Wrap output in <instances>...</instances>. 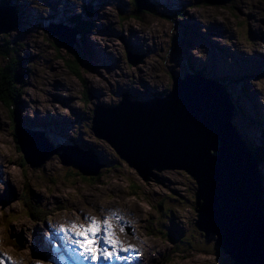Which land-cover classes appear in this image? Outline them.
<instances>
[{"label":"rangeland","instance_id":"374dc122","mask_svg":"<svg viewBox=\"0 0 264 264\" xmlns=\"http://www.w3.org/2000/svg\"><path fill=\"white\" fill-rule=\"evenodd\" d=\"M22 1L25 11L29 14V16H24V19H29L31 23L36 25L40 18H50V15L57 16L55 13H63L66 18L70 15L83 13L80 8L76 9V7H81L84 0H52L58 5L56 10L52 6L46 7L48 3L44 2L42 5L40 0ZM132 2L133 0H97V3L93 1L96 8H93L89 3L86 8L98 12L91 11L90 13V17L95 22L90 30L87 26L85 35H83L86 37L82 43L78 42L81 39L78 35L77 38L75 37L77 40L72 45V51L55 40L54 37L44 33L42 28L36 30L34 27L22 24L17 25L8 34L6 32L0 33L4 44L6 41H9L11 45L17 44V48L20 50L18 57L21 60L27 55L30 56L28 59L31 60L28 61L27 59L23 65L19 66V70H23L24 65H26L23 80L26 85L24 99L30 100L29 95L33 99L30 102H19L15 111L13 110L14 118L17 115L20 123L22 119L24 120L26 111L32 110L36 117L35 120L40 119L38 121L40 125L36 126L46 130L47 126L44 123H47L51 126L48 128L49 133L53 136L51 138L57 137V140L44 139L28 131L39 138L38 140L43 141L41 146L38 145L31 152L32 154L29 153L31 156L38 155L33 161L41 165L31 166L27 164L28 167L23 168L22 166L21 169L19 164L25 165L27 161L23 163V157L20 156L23 153L19 151L22 149L19 142L17 143L18 138L15 141V124L10 112L11 99L4 97V100H0V122L5 120L4 125H0V162L8 170V172L6 170V174L10 173L16 179L23 180L22 185L24 187L25 184L29 185L25 195L26 203H23L22 199L17 201V198H14L19 193L8 183L1 186L0 235L3 248L26 262H31L36 255L31 247L14 246L15 240H20L23 244L27 242V239L29 240L28 230H33V235H36V222H29L30 219L38 222L40 232L43 227V223L39 220L42 214L32 217L29 214V209H35V213H50L49 219L64 221L69 218L83 219L86 215L93 213H98L100 218V213L104 212L106 208L112 207L125 212L128 217L136 222L137 229L132 230L128 236L136 240L144 252L147 247L146 243H148L147 254L156 263L160 262L164 254L159 252L152 241L158 243L160 248L165 249V255L168 259L164 261V264H216V259L212 253L214 251L213 243L208 242L214 240L217 243L218 234L216 232L209 231L207 233L206 230H201V233L197 229V238L200 242L192 244V246H181L175 241L177 232H183L188 228L189 233L194 229V214L196 216L197 213L192 205L193 195H196V184H194V179L184 170H158L154 167L155 169H152L153 174L149 176L148 180H145L139 176L134 168L122 162L117 167L111 166L110 173L103 176V166L94 167V161H92L90 166L87 165L88 163H85L84 166L93 172L98 170L100 177L97 175L82 177L77 169L63 165L61 161H74L77 154L81 155L80 150L83 146L92 145L98 156L104 160L105 166L109 165L107 149L109 147L111 151L112 146L106 139L95 134L92 130L93 122L89 124V128L91 125L90 131L86 128V124L91 119L90 103L93 101V104H96L98 99L102 103H107L112 97L117 100L126 92L120 91L124 88L129 92V95L131 91L136 94L158 92V95H164L168 91L166 80L169 73H179L183 69V64L176 52L182 48V43L176 41L177 49L175 51H171L170 48L174 42V37H181L191 50H196V52L189 51V53L191 58L197 62L205 59L200 54L205 49V45H211L217 41L216 45H220V42L226 43L230 50L240 53L241 56H244L243 50L248 51L257 70L264 72V53H262L264 52V32L261 30L262 20H264V0H226L216 5L213 4L215 7L208 6L210 4L202 0H187L184 3V10L181 9L179 14L170 11L171 15L163 16L161 13L166 12V7L162 4L159 7L155 6V13L137 12L143 0H137V3L131 7ZM177 2L179 5V1ZM187 4L192 6V11L186 10ZM125 5L128 7L126 11L137 12L135 18L126 17ZM20 11L24 13V9H20ZM119 12L121 16H119ZM2 15L4 14L2 13ZM198 16L203 18L205 33L200 27L201 23ZM141 17L145 24L142 22L139 25V19L136 18ZM228 25L238 27L235 36H242L246 41L249 39L253 41L245 44L242 41L234 40L231 36L232 32L228 30ZM139 31L142 32V35ZM81 46L84 47L83 61L79 66H75V53L80 52ZM124 47H127L129 52L132 50L140 52L143 58L138 59L137 63H131L125 59L126 65L134 66L130 68L121 66L123 55L120 54L119 49L123 51ZM222 48L220 47V49ZM160 52L161 54L158 56ZM213 58L218 65V56L214 55ZM12 61L11 54L4 58L0 57V68H5ZM209 62H213L212 59H209ZM191 66L196 67L194 64ZM77 72L79 74H76ZM254 72L257 73V71ZM4 77L5 81H8V74L5 73ZM148 77L159 79L158 84H161V87L149 83ZM250 79L254 80V76ZM170 80L172 81V75ZM251 80H249V85L252 88L254 86L258 88V85L261 84L264 87V74L261 75L257 84H252ZM87 91L91 92V96L84 104V100L81 101L82 97L80 99L79 94L84 95ZM101 93L103 94L100 98ZM235 93L234 99L238 98L239 100L243 95L242 90H235ZM261 94L264 95V92L262 91ZM249 95L251 96L250 105L246 106L247 101L242 97L243 107L241 111L248 108L251 112L242 111L244 113V120L242 121V117H240L242 112L236 113L234 111V122L243 123V126L240 125V132L245 143L250 144L248 152L252 153L250 148L255 141L258 144L255 143L254 145L259 146L261 155H264V145H259L264 142L262 140L264 137L260 138L261 135L264 136V127L260 126L259 123H253L254 120L251 118L264 107L260 102V105L258 104L256 92L253 93L250 90ZM126 96L128 97V95ZM60 98L62 100H59ZM77 102L81 107L72 108L71 106L77 105ZM239 105L241 106L240 102ZM235 107L238 108L237 103ZM261 113L263 112L261 111ZM27 115L29 116L28 121L31 122L32 113L28 112ZM245 120L248 123H245ZM73 127L77 128L75 132ZM63 128L66 130L64 131ZM233 129L238 130V125ZM60 130L63 134L61 137H59ZM245 137L246 140H249L248 142H246ZM35 139L24 137V146ZM53 146L59 148L60 155L52 152L45 161H42L40 156L51 148L54 149ZM252 155L255 156L253 153ZM16 156L18 159L20 158V163L7 162L9 157L15 161L13 158ZM259 163H261L260 170L262 169L263 173L259 176L258 182L264 189L262 177L264 175V158ZM113 164L115 163L113 162ZM44 171L48 175H53L54 180L49 178ZM25 178L29 182L25 181ZM47 182L51 184L49 186H53L48 191L46 189L48 187ZM133 188L135 189L133 190ZM46 191L54 195L56 199L53 198L52 203L47 202L42 205L38 202V198L47 193ZM135 191L136 193H134ZM66 196L68 200H61ZM112 196L118 197L119 201H115ZM98 197L101 198L100 201ZM121 198L125 200L121 202ZM84 199L93 200V207L83 202ZM161 201H163V206H160ZM70 203H76L75 207L71 206ZM166 207L173 210L169 219L165 215ZM175 213L186 218V223H177L176 220L171 223ZM215 215L219 216L216 213ZM160 221H167L168 223L163 225V230L159 233ZM21 222H23V229L19 227ZM166 229L169 230L173 242L167 237ZM206 236H208L206 241H202ZM171 245L175 248H169ZM37 247L40 251H49L52 254L50 250L39 243H37ZM67 247L70 248L68 245Z\"/></svg>","mask_w":264,"mask_h":264},{"label":"water","instance_id":"95a60500","mask_svg":"<svg viewBox=\"0 0 264 264\" xmlns=\"http://www.w3.org/2000/svg\"><path fill=\"white\" fill-rule=\"evenodd\" d=\"M143 4L146 8V2ZM9 9V6L0 8V16L2 13L10 16L7 21L0 20V33L12 29L9 22L14 19L13 10ZM74 40L66 34L59 35V41L69 50H72ZM107 112L104 108L96 110L92 129L98 137L111 143L145 179L154 167L162 170V162L168 168L181 165L197 178L199 184L205 177L206 184L199 186L196 195L200 207L198 225L207 232L218 234L217 243L225 247L226 253L234 260L232 264H264L259 175L249 155L246 156L251 161L244 166L239 154L243 151L235 139L237 134L230 138L233 107L222 86L218 89L187 77L176 81L172 94L163 101L132 103L124 99L115 110ZM110 119H118L124 134L112 131L108 126ZM22 149L25 155L35 150L28 145H22ZM212 150H217L225 161L215 172L220 173L222 169V180L212 177L213 173L206 171V165L193 171L188 167L190 160L198 157L195 156L199 155L198 151L201 154L208 151L213 158L211 164H214ZM226 158L234 161L238 168L236 172H232ZM216 161L220 162L218 158ZM63 164L73 165L85 174L92 173L74 161L63 160ZM202 200L204 202L200 203ZM228 242L233 247L227 246Z\"/></svg>","mask_w":264,"mask_h":264},{"label":"snow or ice","instance_id":"6c2138e0","mask_svg":"<svg viewBox=\"0 0 264 264\" xmlns=\"http://www.w3.org/2000/svg\"><path fill=\"white\" fill-rule=\"evenodd\" d=\"M86 219H89V223L86 225L72 223L67 227L61 225L59 228V232L63 233L68 246L73 251H78L81 257L90 259L93 264H96L100 259L105 261H111L113 258L119 259V252H126L131 248V246L125 247L117 239L108 218ZM121 230L123 231V229ZM101 232L103 234L98 235ZM4 259L6 264H15L10 257Z\"/></svg>","mask_w":264,"mask_h":264},{"label":"trees","instance_id":"16d2710c","mask_svg":"<svg viewBox=\"0 0 264 264\" xmlns=\"http://www.w3.org/2000/svg\"><path fill=\"white\" fill-rule=\"evenodd\" d=\"M0 1H2V0H0ZM17 1H19L21 3H24L22 0H17ZM2 2L6 3V4H9L11 2V3H14L16 6H18V4L15 3V0H5V1H2ZM132 3L134 5V0H133ZM53 8L55 10L57 9L55 7H53ZM143 10H147V8H143ZM145 12H147V11H145ZM132 13L134 14V12H132ZM176 14H179V13H176ZM53 16L54 15H52L51 17H53ZM72 16H76V14L70 15L69 17H67V20H69V18H72ZM24 20H26L28 22L27 26L29 27V24H31V21H29V19H24ZM80 21H81V17H75L74 22L79 23ZM77 52L79 54L75 53V55H76L75 61H74L75 66H79L81 64V60H82L80 58V57H82L81 52H79V51H77ZM9 54H11V56L13 58V61L11 63H9L8 65H6L5 68H0V100H4V97H7V99L10 98L11 101L13 102L12 103L10 101V103H11L10 104V109L12 111L13 123L15 124L14 136H15V141H16V139L21 134H20L19 128L16 126V121H15V118H14V115H13V110H14V105L16 106V103L19 100V96H20L18 85H19V83H21V85L23 86V84H24V81H23L24 80V72L26 71V68H27L26 65H24L23 72H22V75H21L20 70H19V66L21 64L25 63V60L29 57V55L25 56L21 60V58L18 57L20 55V50H19V48H17V44H14V45L8 44L7 47H6V51H5L4 50V46L2 45V43L0 41V57L4 58L5 56H7ZM193 71L197 72L195 68L193 69ZM5 73L8 74V81H5V77H4ZM76 74H79V72H77ZM5 88H6V91H5ZM22 93L24 94V89H22ZM83 99H84V101H87L88 97H87L86 93H85V96L83 97ZM238 103L239 102H237V104ZM240 107L241 106L238 104V108H240ZM260 138L262 139L263 136L261 135ZM245 140H246V137H245ZM262 140L264 141V138ZM248 141L249 140H246V142H248ZM17 143H18V140H17ZM256 144H258V143H256ZM261 144H263V143H261ZM261 144H259V145H261ZM248 147H250V144H248ZM88 148H90L92 150L95 149L92 145H89ZM250 150L253 152V150L251 148H250ZM19 151H20V149H19ZM257 153H258V158H259V160H257V161L261 162L263 160V158H264V155L263 154L261 155V151H257ZM20 155H21V157H23V163H26V161H25L26 159H25L24 155H22V154H20ZM177 233H179V232H177Z\"/></svg>","mask_w":264,"mask_h":264},{"label":"bare ground","instance_id":"6f19581e","mask_svg":"<svg viewBox=\"0 0 264 264\" xmlns=\"http://www.w3.org/2000/svg\"><path fill=\"white\" fill-rule=\"evenodd\" d=\"M1 13V12H0ZM63 14V13H62ZM68 14V13H67ZM10 16H8V15H3V16H0V20H3V21H7V18H9ZM9 23H11V22H9ZM75 38V37H74ZM192 67V66H191ZM195 68V66L194 67H192L191 69L193 70ZM196 69V68H195ZM196 71L198 72L199 70L198 69H196ZM147 81L149 82V83H151L152 85H156V86H159V87H161V84L159 85L158 84V82L160 81L159 79L158 80H156L155 78H150V77H148V79H147ZM245 87H247V85H245ZM251 88H252V86H250ZM120 91H126V92H124L122 95H129L128 93V91L126 90V88H124L123 90L121 89ZM169 92H170V90H168L164 95L165 96H167V95H169ZM130 93H132V92H130ZM152 94H154V95H158V92H153ZM120 95V94H119ZM156 102H159V100L157 99V100H155ZM239 104V103H238ZM114 109V108H113ZM128 113V112H127ZM233 115H234V112H233ZM233 119H234V116H233ZM111 129H112V131L114 132V133H118L119 131H120V133H122V134H124V132H123V130H122V128L121 127H119V125H118V119H110V125H108ZM264 127V126H263ZM235 128V127H234ZM93 130V129H92ZM24 135H20L19 137H18V142H19V144H20V147H21V149H22V145H24V141H23V139H24ZM46 137V136H45ZM237 137V136H236ZM231 139H233V138H235V133H232L231 134V137H230ZM238 139V138H237ZM261 145H264V142H263V144H261ZM69 146V145H68ZM59 149V148H58ZM199 149V148H198ZM65 150V149H64ZM89 151H91L95 156H96V159H97V164H101V165H104L105 166V162H104V160L102 159V158H100L99 156H98V154H97V152L96 151H94V150H92V149H88ZM22 151H23V149H22ZM67 152V151H66ZM199 152V155H195V156H198V157H195V158H193L192 160H190V162L188 163V167L190 168V170H196L197 168H202V166L203 165H206V167H205V169H206V171L208 172V173H213V175H212V177L213 176H215L216 178H219V179H224V177H223V172H222V169L220 170V173L219 172H217V173H215L217 170H219L221 167H222V165L225 163V161L223 160V159H221L220 157H219V152H217V153H215V155H214V164H211V160H213V158L211 157V155H210V153L208 152V151H205L203 154H201V151H198ZM252 152V151H251ZM253 153V152H252ZM252 153H250V154H252ZM183 155H185V153H182ZM239 154H240V157H241V159H242V162H243V164H244V166L246 167V165L248 164V161H249V158L244 154V153H242V152H239ZM62 155V154H61ZM253 156V155H252ZM216 158H218L219 159V163L216 161ZM253 158H254V160H255V162L257 163V165L255 164V167H256V170L257 171H259L260 170V164L261 163H259L258 161H257V159H256V157L255 156H253ZM251 161V160H250ZM249 161V162H250ZM92 162V161H91ZM226 162L227 163H229L230 164V167H231V169H232V172L234 173L235 171H237V167L235 166V164H234V161H232L230 158H226ZM254 163V162H253ZM88 165V164H87ZM74 166L72 165V168H73ZM182 166L181 165H178V166H174V168H181ZM160 168L161 169H168V166L165 164V163H161L160 164ZM155 169V168H154ZM259 169V170H258ZM244 172V171H243ZM197 172L195 171V174H196ZM140 176V175H139ZM142 179V178H141ZM202 182L199 184V186H201V187H203L206 183V178L205 177H203L202 178V180H201ZM264 181V180H263ZM210 183V182H209ZM263 187H264V184H263ZM196 195H197V190H196ZM195 195V196H196ZM260 203V202H259ZM227 246H230V247H233V245H232V243H227ZM248 248H250V247H248Z\"/></svg>","mask_w":264,"mask_h":264},{"label":"flooded vegetation","instance_id":"af4514ba","mask_svg":"<svg viewBox=\"0 0 264 264\" xmlns=\"http://www.w3.org/2000/svg\"><path fill=\"white\" fill-rule=\"evenodd\" d=\"M90 149V148H89ZM95 151V150H94Z\"/></svg>","mask_w":264,"mask_h":264}]
</instances>
